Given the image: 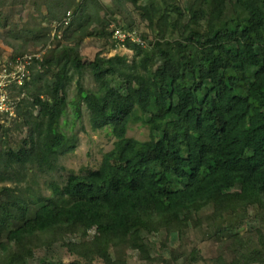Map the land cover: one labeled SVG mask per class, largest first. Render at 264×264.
Here are the masks:
<instances>
[{
	"label": "trees",
	"instance_id": "trees-1",
	"mask_svg": "<svg viewBox=\"0 0 264 264\" xmlns=\"http://www.w3.org/2000/svg\"><path fill=\"white\" fill-rule=\"evenodd\" d=\"M99 4L83 1L82 36L54 40L43 71L20 89L24 138L17 149L0 147V183H8L0 186V264H32L48 242L68 256L38 258L43 264H126L125 249L141 264L198 262L196 249L168 244L153 255L147 236L160 231L221 239L232 257L221 252L213 264H264V0H114L130 18L117 27L137 29V12L147 45L127 42L131 61L98 52L85 62L83 37L118 46L103 19L111 12ZM70 103L77 118L86 105L92 129H109L113 147L98 168L50 180L44 195L27 181L54 173L77 147L78 135L61 129ZM131 124L147 127L149 139L128 136Z\"/></svg>",
	"mask_w": 264,
	"mask_h": 264
},
{
	"label": "rangeland",
	"instance_id": "rangeland-1",
	"mask_svg": "<svg viewBox=\"0 0 264 264\" xmlns=\"http://www.w3.org/2000/svg\"><path fill=\"white\" fill-rule=\"evenodd\" d=\"M83 1L7 0L5 3L3 0H0V74L10 82L6 90L10 97L15 99L17 103L26 96L25 90L20 92V89L33 78L34 72H42L45 68V57L47 56L49 46L52 45L54 40L62 38L66 43H75L74 40L82 36L83 30L80 28V25L82 24L84 16L79 10ZM97 1L100 3V7L105 5V8L111 12L108 17H103L104 22L109 24L108 30L120 28L117 27V23L120 20L123 23L129 22L130 18L127 13H117V10L114 8V0ZM113 11L116 12L114 13ZM106 12L105 9H101V13L106 14ZM133 17L137 21L135 23L136 28L141 30L144 25L141 21V16L137 12H134ZM97 27H101V25L94 22L92 28L95 29ZM137 29L135 31L138 32ZM16 35L19 38H16ZM42 37L45 38L41 39ZM112 38H114L113 35ZM15 51H18L19 55L12 58V54ZM98 52H102V55L107 57L115 54H126L130 61L133 59V51L131 49L119 47L114 49L110 48V41L104 37L99 38L97 35L83 37L80 51L83 61L88 62L94 60ZM37 54H40V58H37ZM20 67H24V69L19 71ZM19 77L22 78L23 85H19ZM83 82L89 89H93L96 86V82L90 75H86ZM75 94L76 83L73 82L69 91L70 99ZM75 110L76 108L70 103L61 120V129L64 132L68 134L76 133L78 135V144L75 150L60 157L59 168L54 173L45 174L38 178H28L27 184L33 185L36 189L39 188L44 195L50 194V189L46 185L50 180L62 181L70 170L83 172L87 169L98 168L103 156L113 147L114 138L110 134L109 129H92L90 112L84 103L81 104V117L77 118L75 116ZM17 122V116L0 117V125H3L0 128V147H5V145H12L11 147L14 149L20 147L21 139L24 138L25 132L16 126ZM127 134L130 137L140 140H146L150 137L149 129L140 124H131ZM5 184L8 183H0V186ZM186 226L191 227L192 225L186 224ZM184 237L185 240L182 241V239H179L177 233L169 237L166 232L162 231L148 234L147 236L153 255L157 253L156 250L168 244L173 249L180 250L181 252L182 250H187L188 253H191L194 249L199 251L201 256L195 264H213V258H216L221 252H224V256L228 259L232 257L228 250L224 248L221 250V239H217L214 235L210 236L203 232L189 231ZM3 238L5 237L3 236ZM73 238L76 240L79 239L78 236H74ZM58 246L62 245L49 242L43 243L38 247V252H36V256L31 263L43 264V262H39L38 258L46 261L44 260L45 257H48L49 261H52L54 258L66 260L68 256L66 248L64 246ZM124 251L125 256H127L126 264H141L135 252L130 249H125ZM162 253L164 256L168 255L166 250H163ZM187 262L188 260H185L180 264H187ZM95 264L103 263L97 260ZM160 264L167 263L161 262Z\"/></svg>",
	"mask_w": 264,
	"mask_h": 264
},
{
	"label": "built area",
	"instance_id": "built-area-1",
	"mask_svg": "<svg viewBox=\"0 0 264 264\" xmlns=\"http://www.w3.org/2000/svg\"><path fill=\"white\" fill-rule=\"evenodd\" d=\"M68 23V21H66ZM114 38L117 43L121 46H125L127 41L136 42L141 44L142 46L146 45L144 39H142L135 31H123L120 28H116L113 33ZM37 58H40V54H37ZM24 69V67H20L19 71ZM19 85H23L22 78H18ZM10 85V82L4 78L3 75L0 74V117L17 116V107L18 103L15 99L11 98L6 87Z\"/></svg>",
	"mask_w": 264,
	"mask_h": 264
},
{
	"label": "clouds",
	"instance_id": "clouds-1",
	"mask_svg": "<svg viewBox=\"0 0 264 264\" xmlns=\"http://www.w3.org/2000/svg\"><path fill=\"white\" fill-rule=\"evenodd\" d=\"M115 30V29H114ZM114 30H113V33H114ZM129 31H135V30H129ZM137 34H138V32L137 31H135ZM139 35V34H138ZM140 36V35H139ZM114 37V36H113ZM141 37V36H140ZM142 38V37H141ZM115 39V38H114ZM143 39V38H142ZM116 40V39H115ZM127 42H131V41H127ZM146 42V41H145ZM116 43H117V41H116ZM136 43V42H135ZM138 44V43H137ZM117 47H119V48H125V49H131V48H129L128 46H127V43H126V45L125 46H121V45H119L118 43H117ZM139 45H141V44H139ZM146 45H147V43H146ZM145 45V46H146ZM142 46V45H141ZM145 46H143V47H145ZM131 51H133L132 49H131Z\"/></svg>",
	"mask_w": 264,
	"mask_h": 264
}]
</instances>
